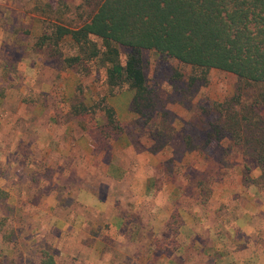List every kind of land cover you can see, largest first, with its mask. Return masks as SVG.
<instances>
[{
    "label": "rangeland",
    "instance_id": "374dc122",
    "mask_svg": "<svg viewBox=\"0 0 264 264\" xmlns=\"http://www.w3.org/2000/svg\"><path fill=\"white\" fill-rule=\"evenodd\" d=\"M95 3L0 0V264H257L264 172L213 129L214 103L250 87L217 68L190 87L188 66L142 49L147 94L134 106L94 66L62 62L77 54L67 37L37 45ZM118 51L122 62L129 48ZM24 106L35 122L15 118Z\"/></svg>",
    "mask_w": 264,
    "mask_h": 264
},
{
    "label": "trees",
    "instance_id": "16d2710c",
    "mask_svg": "<svg viewBox=\"0 0 264 264\" xmlns=\"http://www.w3.org/2000/svg\"><path fill=\"white\" fill-rule=\"evenodd\" d=\"M94 7L82 24H56L37 45L50 41L55 47L67 37L77 54L62 62L75 68L94 66L108 89L125 85L137 107L147 94L142 49L188 66L191 74L185 82L190 87L205 82L211 68L234 74L238 90L250 87L249 97L240 100L237 93L214 103L223 121L213 129L246 145L264 172V115L258 114L264 93L257 92L264 88V0H96ZM121 46L129 48L122 62ZM253 109L254 116L247 112ZM40 264L56 263L47 254Z\"/></svg>",
    "mask_w": 264,
    "mask_h": 264
},
{
    "label": "crops",
    "instance_id": "0c3cea01",
    "mask_svg": "<svg viewBox=\"0 0 264 264\" xmlns=\"http://www.w3.org/2000/svg\"><path fill=\"white\" fill-rule=\"evenodd\" d=\"M17 111V114H15V118L16 119H18V120H22V121H26V118H28V120L27 121H30V120H32V121H34L35 122V117H32L31 119H30V114H32V108H29V107H23L22 109L20 108V109H18V110H16ZM17 115V116H16ZM5 117V116H4ZM2 118V117H1ZM6 118V117H5ZM3 119V118H2ZM7 119V118H6ZM30 119V120H29ZM45 120H48V117L47 116H45V118H44ZM1 122V121H0ZM52 148V145L50 146V149ZM133 171V168H131V172ZM133 175V174H132ZM129 179V178H128ZM63 181L65 182V178L63 179ZM129 184L131 185V188H130V192H131V194H132V187L134 186V183L129 179ZM142 188H146L147 186H148V181H144L141 185H140ZM97 198H98V195H94V194H88V196H86V200H87V202H89V203H94V202H96V200H97ZM106 198V197H105ZM99 202H101V198H100V200H99ZM96 205V204H95ZM98 206H100L99 204H98ZM113 214H116V213H113ZM118 218V217H117ZM165 217L164 216H162V218L161 219H164ZM154 221L158 224L159 222H160V217H157V215L156 216H154ZM55 261V260H54ZM256 261H257V264H264V254H261V255H259L257 258H256ZM55 263H56V261H55ZM57 264V263H56Z\"/></svg>",
    "mask_w": 264,
    "mask_h": 264
}]
</instances>
